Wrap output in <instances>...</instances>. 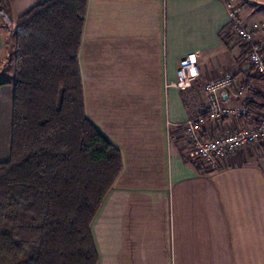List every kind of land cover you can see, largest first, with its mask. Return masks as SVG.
Returning a JSON list of instances; mask_svg holds the SVG:
<instances>
[{
  "label": "crops",
  "instance_id": "crops-1",
  "mask_svg": "<svg viewBox=\"0 0 264 264\" xmlns=\"http://www.w3.org/2000/svg\"><path fill=\"white\" fill-rule=\"evenodd\" d=\"M44 1L9 3L16 19ZM250 1L88 0L78 55L85 112L122 158L91 225L97 264H264V147L245 145L217 168L198 169L185 161L182 125L205 111L207 78L231 72L235 86L258 88L230 30V6ZM15 48L0 11V64L15 61ZM186 55L201 76L180 88L173 83ZM14 75L0 81L10 129L0 162L10 157ZM235 86L221 97L240 104ZM230 128L208 119L206 135Z\"/></svg>",
  "mask_w": 264,
  "mask_h": 264
},
{
  "label": "trees",
  "instance_id": "trees-1",
  "mask_svg": "<svg viewBox=\"0 0 264 264\" xmlns=\"http://www.w3.org/2000/svg\"><path fill=\"white\" fill-rule=\"evenodd\" d=\"M87 4L45 0L15 19L0 0L16 37L10 157L0 162V264L98 263L91 225L122 158L85 112L78 55ZM245 85L241 104L262 115L264 96Z\"/></svg>",
  "mask_w": 264,
  "mask_h": 264
},
{
  "label": "built area",
  "instance_id": "built-area-1",
  "mask_svg": "<svg viewBox=\"0 0 264 264\" xmlns=\"http://www.w3.org/2000/svg\"><path fill=\"white\" fill-rule=\"evenodd\" d=\"M258 26L257 23L254 25L244 23L238 11L230 6L231 34L239 46L248 48L246 61L254 75L260 78L262 84L258 86V90L264 96V38L258 32ZM200 76L201 72L196 60L192 55H186L180 59L177 80L173 85L180 88L190 87L193 80ZM234 86V75L231 72L205 79L203 82L207 94L205 115L190 117L182 124L189 146L188 156L204 162L211 169L217 168L219 163L227 159L232 152L245 145L260 144L264 146V113L251 117L246 105L228 103L221 97L223 91ZM235 87V95L241 97L245 95L246 85L243 80L238 82ZM246 116L251 118L247 120L244 118ZM208 119L229 120L232 128L222 134L207 136Z\"/></svg>",
  "mask_w": 264,
  "mask_h": 264
},
{
  "label": "rangeland",
  "instance_id": "rangeland-1",
  "mask_svg": "<svg viewBox=\"0 0 264 264\" xmlns=\"http://www.w3.org/2000/svg\"><path fill=\"white\" fill-rule=\"evenodd\" d=\"M247 7L248 8L240 9L238 11L240 18H242L245 21H250V23H252L253 21L254 22L257 21V23H259V26L257 27L259 29L258 32L264 38V24H263V22H264V0H262L261 2H259L258 0L250 1L248 3ZM254 24L255 23H253L252 25H254ZM245 57H246V55H245ZM7 59H9V60H7L6 64L4 62L2 64H0V70L5 67V71H3L2 75H0V81H3L7 77L10 70H13L15 68V63H14L15 61L12 62L10 60V57ZM256 76L257 75H255V82H256L255 84H257V86H261L260 84H262V82H261L260 78L257 79ZM6 126H7L8 131H9L10 130L9 129V123L7 124L3 118H0V150L1 151H3V148L5 149V141L8 137L6 134V129H5ZM8 135H9V133H8ZM0 159H3V156Z\"/></svg>",
  "mask_w": 264,
  "mask_h": 264
}]
</instances>
